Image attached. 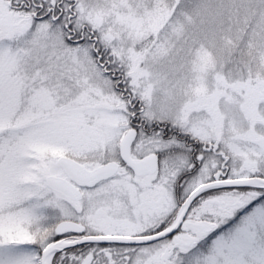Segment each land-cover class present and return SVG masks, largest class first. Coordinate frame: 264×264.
Instances as JSON below:
<instances>
[{"label":"snow or ice","instance_id":"snow-or-ice-1","mask_svg":"<svg viewBox=\"0 0 264 264\" xmlns=\"http://www.w3.org/2000/svg\"><path fill=\"white\" fill-rule=\"evenodd\" d=\"M0 264H264V0H0Z\"/></svg>","mask_w":264,"mask_h":264}]
</instances>
